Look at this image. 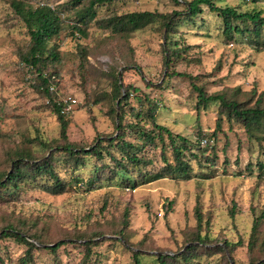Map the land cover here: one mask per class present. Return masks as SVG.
Instances as JSON below:
<instances>
[{"label": "trees", "instance_id": "obj_1", "mask_svg": "<svg viewBox=\"0 0 264 264\" xmlns=\"http://www.w3.org/2000/svg\"><path fill=\"white\" fill-rule=\"evenodd\" d=\"M121 1L124 0H61L54 5L32 0L7 1L9 17L21 26L27 37L17 50V63L24 74H30L33 90L47 101L42 109L54 116L58 129L56 137L51 138L42 137L38 128L27 123L18 132V139H13L9 130L0 131V264H36L35 254L41 251L53 255L52 264H60L56 253L63 246H71L80 253L76 264H90L95 253L92 249L109 241L119 243L129 252L130 264H141L143 255L152 256L156 264H188L201 257H216L214 264H235L232 252L242 243L225 238L216 241L210 233V216L202 212L197 198L192 207L194 226L183 232L179 247L166 253L156 251L154 255L148 253L153 250L141 242H129L127 206L117 216L71 229L63 228L49 215L16 212L15 205L29 191L59 196L69 190L89 192L111 185L120 190H134L163 178L178 181L196 178L191 162L199 170L213 167L216 154L212 149L207 155L206 149L200 150L186 138L156 123L159 106L146 93L122 84L114 67L100 71L89 64L87 57L107 53L106 47L109 48L112 41L120 49L128 50L129 40L138 32H152L162 40L158 46L161 70L154 82L145 80L142 71L130 63L146 87L161 89L170 79L179 78L186 81L194 94L195 112L206 109L209 104L215 105L214 128L209 134L196 132L198 141H213L222 131L221 124L226 122L228 127L237 125L247 141L258 146L264 144V89L244 91L234 86L208 92L206 86L210 82L203 78L208 79L209 75L191 76L171 70L174 59L188 62L193 48L176 39L175 36L180 35L179 28L204 13L218 19L223 43L239 44L244 40L254 51L264 50L261 10H240L236 6L218 5L215 0H167L178 9L167 13L114 9L98 14L100 7ZM239 1L257 5L264 0ZM89 28L103 36L95 39L90 47L77 46L73 54L65 55L77 60L76 72L80 78L85 76L90 83L96 77L106 81V90L95 86L86 100L91 105L106 107L105 115L110 119L112 130L106 134L96 133L89 144H84L68 139L69 121L66 114L60 113L56 94L48 88L54 87V78L64 65V54L58 50L56 42L58 36L62 34L77 41L87 37ZM126 69L128 67L124 66L123 71ZM131 100L135 105L129 104ZM13 124L17 126L18 122ZM261 153H264L263 147ZM155 158L159 166L155 165ZM255 165L261 172L256 177L257 182H262L264 160ZM85 168L88 174L83 177L78 171ZM250 168L248 163L246 170ZM194 181L200 183L199 179ZM104 204L99 209L100 214L105 211ZM249 210L251 222L244 242L246 264H264V196ZM234 213L235 205L231 203L228 216L232 218ZM9 243L18 245L22 251L14 262L9 258Z\"/></svg>", "mask_w": 264, "mask_h": 264}, {"label": "rangeland", "instance_id": "obj_2", "mask_svg": "<svg viewBox=\"0 0 264 264\" xmlns=\"http://www.w3.org/2000/svg\"><path fill=\"white\" fill-rule=\"evenodd\" d=\"M7 1L0 0V131L9 130L8 134L13 139H18V132L27 123L38 128L42 137H56L58 128L54 116L42 109L47 101L33 90L30 74H24L20 69L21 65L17 63V50L27 41V37L23 35L21 26L9 17ZM32 1L54 5L61 0ZM215 2L218 5L236 6L240 10L259 9L264 15V1L257 5H245L239 0ZM114 9L119 12L167 13L178 8L173 7L167 0H124L100 7L98 14ZM219 27L218 19L206 13L181 26L180 35H176V39L180 43L192 45L193 48L188 54L189 61L174 59L171 70L191 76L209 75L208 79L203 78L210 82L206 86L208 92L234 86H239L244 91L251 88H255L257 92L263 90L264 50L256 52L244 40L239 44L223 43ZM99 36H103V33L89 28L87 37L78 39V42L62 34L56 40L59 44L58 50L64 54V65L58 77L54 78L52 92L56 94L57 102L66 98L75 100L71 111L66 114L69 121L67 137L72 142L89 144L96 133L106 134L112 130L110 119L105 115L106 107L91 105L86 100V95L95 91V86L106 90V81L96 77L90 83L87 77L80 78L76 72L77 60L65 55L73 54L77 46L90 47ZM161 42L155 33L138 32L129 40L128 50L120 49L112 41L110 47H106L107 53L88 56L87 60L96 70L104 71L109 66L114 67L122 84L139 89L158 103L156 123L186 138L200 150L206 149L207 155L212 149L216 154L213 167L199 170L191 162L196 178L187 181L163 178L134 190H120L111 185L89 192L69 190L59 196L29 191L15 205L16 212L49 215L63 228L71 229L91 226L100 218L105 220L110 216H117L127 206L129 242H141L144 247L152 249L148 253L154 255L156 251L166 253L179 247L183 232L194 226L192 207L197 198L202 212L210 216V233L213 238L216 241L222 238L232 242L240 241L242 244L232 252V258L235 264H246L244 242L251 222L249 208L261 202L264 196V180L257 182L256 177L261 172L255 165L257 161L264 160V153H261L264 144L258 146L255 142L247 141L237 125L228 127L226 122L221 124L222 131L213 141L203 144V139L198 141L196 132L209 134L214 128L215 105L209 104L206 109L195 112L194 94L185 80L170 79L161 89L146 87L137 72L132 70L130 63L142 71L145 80L154 82L161 70L158 52ZM124 66L128 67L125 71ZM129 104L135 105L132 100ZM15 121L18 122L17 126L13 124ZM155 159V165L159 166L158 159ZM248 163L251 164L250 171L246 170ZM78 173L85 177L88 169L79 170ZM198 179L200 183L194 181ZM103 203L105 211L100 214L99 209ZM167 203H170L169 207ZM231 203L235 205L232 218L228 216ZM92 250L95 253L90 264H130L129 252L119 243L104 242ZM21 252L18 245L8 244L11 262ZM56 254L60 264H76L80 256L71 246L61 247ZM35 257L36 264L53 262V255L46 251L37 252ZM140 261L141 264H156L154 258L147 255L141 256ZM216 261V257H201L188 264H214Z\"/></svg>", "mask_w": 264, "mask_h": 264}, {"label": "built area", "instance_id": "obj_3", "mask_svg": "<svg viewBox=\"0 0 264 264\" xmlns=\"http://www.w3.org/2000/svg\"><path fill=\"white\" fill-rule=\"evenodd\" d=\"M48 89L49 91L53 90L52 87H49ZM59 104H60V113L67 114L71 111L73 105L75 104V100L72 98H66L65 100H61ZM201 143L203 144L205 143V141L202 140Z\"/></svg>", "mask_w": 264, "mask_h": 264}, {"label": "water", "instance_id": "obj_4", "mask_svg": "<svg viewBox=\"0 0 264 264\" xmlns=\"http://www.w3.org/2000/svg\"><path fill=\"white\" fill-rule=\"evenodd\" d=\"M118 80H119V76H117Z\"/></svg>", "mask_w": 264, "mask_h": 264}]
</instances>
